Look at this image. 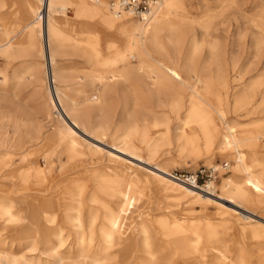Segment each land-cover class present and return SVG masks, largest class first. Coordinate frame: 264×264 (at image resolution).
Listing matches in <instances>:
<instances>
[{
	"label": "bare ground",
	"instance_id": "1",
	"mask_svg": "<svg viewBox=\"0 0 264 264\" xmlns=\"http://www.w3.org/2000/svg\"><path fill=\"white\" fill-rule=\"evenodd\" d=\"M8 1L0 0L7 8L0 15V55L44 57V37L53 88L46 69L15 70L11 81L0 70V93L33 79L52 124L20 122L19 108L0 106V264H253V255L264 264L261 217L242 218L240 234L251 250L237 247L233 257L216 244L218 226L227 220L186 223L139 213L124 230L126 211L142 198L136 186L142 177L208 202L195 192L197 184L187 180L190 190L173 181L183 183L168 173L166 161L157 165L163 176L127 165L126 159L165 157L172 122L186 146L181 154L225 158L226 168H213L231 173L220 188L226 205L245 212L264 208V120L250 129L226 120L230 100L235 111L253 102L251 87L231 93L241 79L237 72L214 76L182 50L197 49L184 0H154L141 16L118 15L107 0ZM77 130L94 141L79 138ZM105 141L115 147L106 154L95 144ZM101 156L110 165L101 164ZM20 205L29 217L27 254L15 251L4 234L19 222ZM219 210L232 215L224 206Z\"/></svg>",
	"mask_w": 264,
	"mask_h": 264
},
{
	"label": "rangeland",
	"instance_id": "2",
	"mask_svg": "<svg viewBox=\"0 0 264 264\" xmlns=\"http://www.w3.org/2000/svg\"><path fill=\"white\" fill-rule=\"evenodd\" d=\"M1 1L10 3L8 0ZM107 1L108 4L113 2L112 0ZM3 4H0V15L4 14L7 9L6 6L1 9ZM184 5L185 13L183 17L188 21L189 36L195 41L197 49L192 50L187 46L186 48L183 47L182 50L192 57L195 64H199L198 66L201 68H207L214 76L227 73L232 76L233 71L237 72L241 79L238 83L231 84V93L240 92L244 87H251L253 102L242 110L235 111L231 109L230 100L227 106L226 120L243 125L249 124L250 126L264 120V100L262 99L264 93V0H184ZM65 13L70 19L74 18L71 8H68ZM160 40L166 47L167 44L163 36ZM41 45L42 50H44V57H40V54L36 52L32 55L25 54L23 57L16 58L10 57L7 53L0 55V70L7 75V80H12V72L15 70H39L43 68L46 69L47 73V85L50 89L53 88L49 74L50 60L44 37H42V40L40 38V49ZM169 48L167 47V50ZM72 59L74 60L73 55L69 58L70 62H72ZM80 67L84 68L83 65H80ZM259 81L263 83L257 87L255 83H260ZM17 87L18 89L14 92L0 93V106L2 108L8 106L12 110L19 108L20 122L25 118H30L41 125H51V117L46 118L45 114L42 88L33 79L28 80L25 77ZM249 125L246 128L250 129ZM6 126L9 133L12 134L14 129L9 125ZM76 133L81 139L89 142L94 141L81 130H77ZM180 134L179 125L177 122H172L168 136L170 146L167 155L159 161L150 162L146 158H136L135 160L122 158L127 160V165L131 166L133 171L148 177L154 174L163 176L157 165L166 161L170 165L168 173L180 179L183 183L172 180L190 190L191 185L187 182L189 179L178 178L173 173L191 177L198 170H205L206 175L197 183L200 190H195V192L205 197L208 202L204 203L192 196L171 190L156 179L142 177V180L136 183L137 193H140L142 198L133 210L126 211L124 230L132 219L137 218L139 213H147L153 217H174L186 223L192 220L199 223H220V221L227 220V226L220 224L218 226L220 233L217 234L216 238L217 246H227L230 257L235 255L237 247H241L246 253L247 251L250 253L251 248L246 245L239 230L240 226L244 224L242 218L249 217V221L261 222L259 217L264 218V208L246 207V210L250 212L247 213L241 208H233L230 204L226 205L224 194L220 188L231 173L228 172L229 168L227 170H214L213 168L214 165L218 168L224 164L226 162L225 158H220L218 155L211 158L202 154L191 156L181 154L186 146L183 139L179 137ZM95 144L103 150L104 154L115 149L110 141ZM101 158V164L110 165L105 156H101ZM16 163H20V160L16 159ZM54 165V171L56 172L59 165L57 163ZM229 165H231L230 161ZM212 169L215 174L211 172ZM209 182L212 183V186L207 188ZM221 206L229 209L232 215H224L219 210ZM17 208L19 211L23 209L21 205ZM19 217V222L10 227L9 231L4 232V234L14 241L13 249L15 251L27 254L29 247V217L23 214L22 211ZM6 225L2 227L6 228ZM226 228H228L227 231L224 230ZM157 235L160 236L161 233ZM120 255L123 259L124 253L122 252ZM251 262L253 264L258 262L254 255Z\"/></svg>",
	"mask_w": 264,
	"mask_h": 264
},
{
	"label": "built area",
	"instance_id": "3",
	"mask_svg": "<svg viewBox=\"0 0 264 264\" xmlns=\"http://www.w3.org/2000/svg\"><path fill=\"white\" fill-rule=\"evenodd\" d=\"M154 0H120L118 2L113 1L110 4V8L112 12H115L116 14H121L122 12L132 13L135 16H141L148 14L150 11V5ZM227 166L224 164V168ZM212 173L215 174L213 170H211ZM175 174L179 178H184L185 180L189 179L188 181L191 183L197 184L199 180H201L205 175V170H198L195 175H192L191 177H184L182 175Z\"/></svg>",
	"mask_w": 264,
	"mask_h": 264
}]
</instances>
